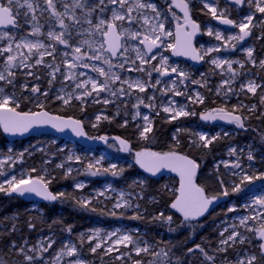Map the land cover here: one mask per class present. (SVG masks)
<instances>
[{"label": "snow or ice", "instance_id": "6c2138e0", "mask_svg": "<svg viewBox=\"0 0 264 264\" xmlns=\"http://www.w3.org/2000/svg\"><path fill=\"white\" fill-rule=\"evenodd\" d=\"M230 2H234L236 5H245L246 3L250 7H254L255 12L249 13L243 17V19L237 23L235 20L228 18L225 15V11H221L219 14L217 13V8L214 4L208 3L207 0H202L204 8L208 9L209 13L213 18L218 20L223 25L232 26L239 29L238 34L229 35L225 37L221 31L217 30L213 32L212 28H208L207 35L214 36L217 41H223V45L214 46L203 50V54L194 47L193 38L200 31V25L191 18L190 10H189V2L188 0H176V6L181 8L183 11V24L176 25L175 32V43H169L166 45L167 48L171 49L173 54L176 56H186L190 57L192 60H203L205 56H211L213 52H220L223 48L226 51H234L237 48L238 44H242L247 38L253 37V31L255 29H259V35L254 37V39H264V0H230ZM44 3L47 5L45 11H50V15L52 18H55L58 23L61 31H48L46 33L47 37L60 45H64L68 48L72 49V53L74 55V60L80 63H73L68 60H65L69 70L75 69L77 67L82 68H91L93 72L99 74V76L104 77L103 81H99L97 79H93L89 76L84 81H77L75 83V89H81L79 93L73 91L71 93H65L64 95L57 94L56 99L62 101L64 105H68L72 102L73 99L80 102L81 110L83 111L85 105L88 103L86 98L92 97V103H101V100L98 98L101 92H107L109 97H122L125 95H130L131 90H138L140 93L147 92L148 88L151 87L155 89L161 81L157 79L154 83L151 80L153 72L159 73L161 76H169L172 73H175L178 77H182L185 80L190 79L189 74L184 71L178 69L176 66H171L168 64V59L166 57H162L160 59L159 66L152 65V61L157 59L158 52L154 51L156 49H160L164 45V41L162 40V36H172L173 33L171 31L165 30V24L161 17V12L158 11L156 5L150 2H142V0H96V3L89 4L88 0H72L71 4L67 3L66 0H44ZM57 3H60L64 9V11H59L57 9ZM109 5H113L116 7H112L109 9ZM27 11L23 14L20 12V9L25 7ZM81 9L83 11L82 16L76 15V10ZM148 9L151 12L155 13L153 19L157 22L155 25L151 26L148 29L149 34L143 35L139 31H133L129 28L124 27V22H128L129 24L133 21H136L139 16H143L144 24H149V17L144 15L142 10ZM99 10L100 14H103L105 11L111 12V19L105 20L103 18L98 19V23L93 24L92 15L94 12ZM136 12L137 16H133L132 13ZM31 13V15H29ZM36 8L34 7L31 0H0V27L8 28L11 26L17 30L21 29L25 24H30L32 35H40L41 34V25L37 22L36 16ZM255 13H260L261 18H257ZM65 18L71 21L70 24L65 23ZM87 23L89 25L88 31L95 29L100 33L102 37L106 39L99 43V47L93 49V54L89 55L88 52H83L80 46H73L70 41L73 39L72 32L70 31V27H74L75 25H80L82 23ZM117 21L121 22L118 26ZM255 21V23H254ZM79 34V32L77 33ZM142 36V38H141ZM128 37L129 39L138 40V46H136L133 50L135 51V59L130 61L131 66L125 68V64L129 63L128 59H124L123 62L119 64H114L111 58H116L117 54L120 53L121 56H124L129 51V47L127 42L122 43V38ZM7 40L6 46L0 48V54L8 53L5 62V72H0V81L5 82L7 85H14L15 72L11 71L13 68L17 67H28L32 68L36 65H40L44 63V57L52 56L55 59L56 47L55 44L45 45L44 43L37 41L32 42L31 40L26 39V37H21L20 42L15 43L16 36L14 34H9L7 31L0 32V41ZM80 44L88 45L89 49L93 48V45L88 40H83L79 42ZM142 45L143 49L139 46ZM21 49H27L28 53H38V58L35 60L34 64H27L26 60L29 58L25 56ZM44 49L43 52L40 50ZM123 50V51H121ZM246 52L247 62H250L252 65H256L257 61L253 56L254 49L253 47H245L242 49ZM107 53V55H104ZM69 53L65 51L63 53L64 57H67ZM19 57V64H17V60ZM94 60V61H102L103 64L108 66V70L105 71L103 67L98 66L97 64H89L86 61ZM137 60L139 64H137ZM212 65H215L217 68L224 69L226 66V70L230 73L228 79H224L221 83L220 88L217 89V94H220V91L223 90L224 97H228L230 93H234L235 90L231 85L235 83L238 76L241 74L237 69L233 68V64L239 65V69H243L245 66V62L240 60H233L229 58H219L215 57L210 60ZM145 65H152L150 69L146 68ZM259 66L264 68V60L259 61ZM47 67L52 68L53 71L50 73L52 80L55 79L56 73L60 71L59 65L48 64ZM113 68H119L124 71H136L145 73L147 76V80L136 79L134 81H129L126 79H122L120 75L116 72H113ZM33 73L29 72L28 75H32ZM80 75H86V73L81 72ZM39 79V76H37ZM66 79L76 80V74L70 71V74L66 76ZM117 81L120 82L121 87L113 88ZM192 83L199 84L201 83L198 80H192ZM51 84V81H49ZM124 84H127V90L123 87ZM175 82L173 81V85ZM90 85V87H89ZM206 86V85H204ZM25 91H29L28 86L25 84L22 86ZM260 87H264L255 83V81L249 80L247 83L240 84V91H247L248 93L255 94L257 89ZM173 89H165L164 94H167L168 91H172ZM32 94H39L43 97L48 96V92H41L38 85L33 86L30 89ZM95 94V96L93 95ZM175 96L185 95L184 92L179 90L174 91ZM25 100L31 99V97H24ZM155 99V96H150L149 100L152 101ZM189 100L193 104H203L205 97L196 92L195 96L189 97ZM103 104L107 105L110 102H114L108 98L103 99ZM261 102L264 103V96L261 97ZM144 99L141 97H137V103L133 105V107L139 108L141 104H144ZM37 107L40 108V111H18L20 108V100L16 97L15 92L12 94H6L4 87H0V126L3 127V131L5 133L10 134H21L28 132L34 126L38 125H50L52 128L57 129L59 131H64L65 129H71V131L78 137L86 136L87 133L84 131V122L76 119H65L64 117L52 115L48 111L44 110V102L37 99ZM145 107L155 108V105L152 103L145 104ZM246 106L243 104L233 105L232 109L229 111L226 107H219L213 110H207L201 113V119L204 121H214L216 119L226 120L229 123L235 124L239 128L243 129L245 127V117L241 114H237L240 110L245 108ZM187 105H182L180 107L175 106L174 101H169L168 105L162 107V111L167 113L166 117L167 122L175 121L181 117H188L191 115H195L194 111L187 110ZM255 106H252L248 109L249 112H255ZM119 109L117 110L116 115H119ZM139 115V112L136 113ZM159 115V112L156 113ZM264 115V114H262ZM259 118V117H258ZM97 123L92 124V127H98L99 121L101 120V115L96 116ZM103 119L111 122L113 118L108 116H103ZM135 119V116L133 117ZM145 124L143 126L138 125L139 128V137L143 140L149 139V133L153 131V122L149 119L147 115L143 117ZM128 124L127 120L120 125L121 127H126ZM177 133L185 131L184 129L178 128ZM197 139L192 141V144L197 147H203L205 149L209 148L213 142L218 138L216 136L209 137L206 134L196 133L194 134ZM96 139L108 142L107 136H99ZM113 139L117 140L120 145V150L123 152H130L131 146L129 142L120 137H114ZM237 149L231 148L230 155H236ZM23 157V153L20 154V158ZM136 163L144 169L145 171L152 173L155 175L160 172L162 169H170L173 172H177L180 177V186L178 189L179 195L175 197L174 202L171 203L170 207L175 209L177 212L181 213L184 221H192L197 220L199 217L204 216L209 212L211 206L214 205L221 197H227L231 193H240L243 189L242 186L246 184H251L256 180H264V171L261 172H249L242 167L239 157L229 165L228 163H224L225 168L231 167L234 170L231 175L233 177H239V182L230 181V186H225V181L223 179L217 178L218 183L221 186V191L214 195H209L206 193L205 188L198 185L196 183L197 170L200 168V165L193 159H190L186 155H182L175 150H171L164 153L152 152V151H140L135 153ZM9 159H11L9 157ZM69 161L75 159L77 162L80 161V157L76 156H68ZM255 157L252 152H248L247 160L252 161ZM3 162L0 161V164ZM46 163H50V161H46ZM57 168L64 169L65 165L63 163L57 164ZM218 167V166H217ZM37 169H31V172H36ZM79 171V170H77ZM84 171L91 176L97 175H111L113 177H117L123 174L124 168H118L116 163H111L107 167H104L102 164V158L100 160H96L95 162H89L86 165ZM73 169L68 167L63 172V175L67 178L72 175ZM52 178H48L47 175H39L33 177L31 174H28L26 177L22 176L17 179L15 176L11 177V179L7 180L6 183L8 185L7 188L4 187V184H0V192H5L8 195L12 193H17L20 196L25 194H34L37 197L42 198L45 201H58L62 199H67L68 197L64 192L53 193L49 190V185L52 183ZM135 183V182H134ZM77 189H83L85 184L83 182H78L75 184ZM104 192L101 191L98 193V196L93 198L80 197L75 199V203L77 207L87 209L91 212H98L101 215H110L113 217L123 216V212H117L116 209H130L135 207L136 209L140 208V205L133 203L125 199L124 193L120 194L119 200H117L113 204L112 211H106L104 208L98 209L94 204L93 200L98 201L99 196H104ZM255 205L259 209H264V196L259 197L255 200ZM229 212L236 211L235 207L228 208ZM257 216L260 217V220L257 221ZM131 219H142V215L139 211H137ZM153 220L159 222H166L171 224L172 216H165L163 212H160L158 215L152 217ZM256 221L259 224L258 228H253L248 225V221ZM240 225L245 226L248 232H254L255 236L259 238L261 243L259 244V252H245L243 255L237 253V258L235 261L227 260V257L224 258V262L222 264H264V211H256L254 215L243 217L239 221ZM15 223L12 224L11 228L15 230ZM29 228H35L36 225L29 221ZM233 230L225 237L224 233L228 232V229L225 228L220 236L222 239L219 241V247L216 249L217 252L227 253L229 248H233L235 250V246L237 244L243 245L245 241L250 244V237H245L239 231H236V226H232ZM69 233L72 231L71 226H68L66 229ZM170 231H175V229H169ZM115 237V239H113ZM80 243L83 244L87 242L89 245H92V242L95 240L96 243L90 247V252L96 253L98 249L104 247L105 244H108L109 241L111 243L105 249L104 254H110L113 251H119V246L123 245L124 247L132 246V249L135 251L136 255H140L141 253L149 254L150 245H147L143 241H137L133 239V236L128 233H120L117 229L111 233H106L105 238H101L100 230L97 229L93 232L89 233H81L80 234ZM55 243L54 240L49 239L46 243L41 242L39 249L35 246L28 249L31 252H47L52 245ZM27 241H25V245ZM143 244V246H141ZM9 246L11 248H16L15 241H11ZM196 250L209 261L215 262V257L208 255L207 251L200 244H196L194 248H190L187 251L192 253ZM19 254L23 255L25 261L28 264H36V261L39 259L40 264H43V257L39 258L33 255H28L25 251V247L21 246L17 249ZM152 255L159 256L160 253H151ZM79 255L78 249L75 244L71 242L66 243L57 253V255L53 258L54 264H62V257H77ZM124 255V254H122ZM126 255L130 256V253ZM167 256V253H164ZM121 257H117V259H121ZM0 264H5V262L0 261ZM67 264H85L83 259H75L68 260ZM135 264H143L142 261H135Z\"/></svg>", "mask_w": 264, "mask_h": 264}, {"label": "rangeland", "instance_id": "374dc122", "mask_svg": "<svg viewBox=\"0 0 264 264\" xmlns=\"http://www.w3.org/2000/svg\"><path fill=\"white\" fill-rule=\"evenodd\" d=\"M23 2V0H21ZM34 7L36 8V16H37V22L42 26L41 27V34L40 35H32V29L30 24H25L21 29H0V32L7 31L9 34H14L16 36L15 43L20 42L21 37H26V39L31 40L32 42L40 41L44 43L46 46L49 44H55L56 47V53H55V59H53L52 56L45 55L44 57V63L40 65H36L35 67L28 68V67H17L11 69V71L15 72V79H14V85H7L5 82L0 81V87H4L6 94H12L15 92V95L20 100V108L18 111H22L23 109H27L28 107H31L28 109V111H40L41 109L37 107V99L44 102V110L46 105H53L55 104L59 108L62 109H77L79 111L81 110L80 102L73 99L72 102L68 105H64L62 101L57 100L55 97L57 94L64 95L65 93H71L73 91L79 93L82 91L81 89H75V83L77 81H84L89 76H91L93 79H97L99 81H103L104 77L99 76L98 73L93 72L91 68H82L77 67L75 69L69 70L64 63L65 60H68L73 63H80L76 62L74 60V55L72 53V49L68 48L64 45H60L54 41H51L46 33L50 30L60 32L61 29L56 22L55 18H52L50 15V11H45L47 8V5L44 3V0H31ZM55 2V0H54ZM67 3L71 4L72 0H66ZM132 2V0H130ZM142 2H150L154 3L158 9V11L161 12V17L159 19H162L165 24V30L171 31L173 33L172 36H162V40L164 41V45L162 46L161 50L158 52L157 59L155 61H152V65L159 66L161 56L166 57L168 59V64L171 66H176L180 70H184L189 74L190 79L185 80L182 77H178L175 73H172L169 76H161L159 73L153 72L151 80L154 83L157 79L161 81V83L155 88L149 87L147 92L140 93L138 90H131L130 95H125L122 97H109V94L107 92H101L99 95V99L101 100V103H92V97L86 98L88 100V103L85 105L84 110L87 107L91 108V111L94 110V112L89 116L85 117L82 121L84 124L90 127V130H94L97 127H92V124L97 123L96 116L101 115V120L99 121L98 127L105 123L108 120L103 119V116L110 117L109 114L104 112L103 110L99 109H111L113 110V120H120L121 124L124 122V120L128 121L127 126L134 127L137 132H139L138 125L143 126L145 124V121L143 120V117L147 115L150 120L153 122V129L155 125V118L158 116H168L167 113H164L162 111V107L168 105L169 101H174L176 107H180L182 105H187V110L194 111L196 114L191 115L188 117H181L175 121L178 128L184 129L186 133H189L192 135V139L190 144H192L193 140H196L197 137L194 135L196 133L200 134H206L210 138L213 136L220 138H230L231 136H234L236 138L237 131H234V129H224L220 128L218 131L210 132L205 128H202L201 123L195 122L193 120H200L201 113L204 112V109H201L202 106H204L207 103H210V100H213L215 104H218L219 106L225 107L227 109H232L233 105L237 104H243L246 107L240 110L238 113L242 115H252L256 114L260 111L261 108L264 107V103L261 102V97L264 96V87H260L257 89V92L255 94L248 93L246 90L241 92L240 91V84L241 83H247L249 80L255 81L256 84L264 86V68H261L259 66V61L264 60V43H261L263 39H254L257 35H259V29H255L253 31V37L247 38L242 44H238L237 48L234 51H226L223 48L220 52H213L211 53V56H205V66L201 69L194 67L190 64H188L185 61H179L176 60L172 55V50L167 48L166 45L169 43L174 44L175 43V28L176 25L183 24V18L179 15L178 11L174 7L173 0H142ZM188 2L192 5L193 9L201 8L200 10L202 12H207L210 15V20L202 21V24L205 25L204 27V35L200 42L198 43V48L201 54H203V50L214 47V46H221L223 45V41H217L214 36L207 35L208 28H212L213 32L219 30L222 32V34L227 37L229 35H234L239 33V29L236 28L235 31H228L224 30L220 27H218L215 23L211 14L209 13L208 9L204 8V5L202 3V0H188ZM208 3L214 4V6L217 8V13L219 14L221 11H225V15L235 20L237 23H239L244 16H246L249 13H254L255 9L254 7H250L247 3L243 10H240L237 6H232L223 0H207ZM89 4L96 3V0H88ZM112 7H116L113 5H109V9ZM57 9L59 11H64L62 5L60 3H57ZM27 11L26 6L20 9V12L23 14ZM83 11L81 9L76 10V15L82 16ZM144 15H147L149 17V24H144L143 16H139L136 21H133L132 23L124 22V27L129 28L133 31H139L141 32L142 36L149 34L148 29L156 24V20L153 19L155 16V13L151 12V10L144 9L142 10ZM31 15V13H29ZM133 16H137L136 12L132 13ZM257 18H261L260 13H255ZM103 18L106 21L111 19V12L105 11L103 14L99 13V10L93 13L92 20L93 24L98 23V19ZM65 23L71 25V21H69L67 18H65ZM119 26L121 22H116ZM255 23V21H254ZM89 25L87 23H82L80 25H75L74 27H70V31L72 32L73 39L70 41V43L73 46H80L82 48L83 52H88L89 55L93 54V49H96L99 47V43L104 39L100 35L99 32H97L95 29H92L91 31H88ZM79 32V34H77ZM141 36V38H142ZM88 40L92 43L93 48L89 49L88 45L86 44H80V41ZM127 42V45L129 47V51L124 54V56H121L114 61L112 58V61L114 64H119L124 61V59H128L129 63L125 64V68H128L131 66L130 61L132 59H135V51L133 50L136 46H138V40L129 39L128 37H123V43ZM7 40L0 41V48L6 46ZM142 49L143 46L139 45ZM253 47L254 53L253 56L256 59L257 63L256 65H252L250 62H247V55L246 52H244L242 49L245 47ZM21 52L24 53L25 56H28L29 58L26 60V63L31 65L34 64L35 60L38 58V53H28L27 49H21ZM41 52L44 51V49L40 50ZM67 51L69 55L67 57L63 56V53ZM8 53L0 54V72H5V62L6 57ZM104 55H107V53H104ZM219 57L221 59L223 58H229L233 60H240L242 62H245V66L243 69H239V65L233 64V68L237 69L241 74L236 79L235 83L231 85L233 89L235 90L234 93H230L228 97H224L223 90L220 91V94H217V89L220 88L221 83L224 79H228L230 73L227 72L226 66L224 69L217 68L215 65H212L210 63V60L212 58ZM89 64H97L100 67H103L105 71L108 70V66L103 64L102 61H94V60H88L86 61ZM17 64H19V57L17 60ZM48 64H54L60 66V71L56 73V77L54 80H52V77L50 76V73L53 71L52 68L47 67ZM137 64H139V61L137 60ZM152 65H145L146 68L150 69ZM261 70H263V74H261ZM71 72H74L76 74V80L72 79H66V76L70 74ZM113 72H116L118 75L121 76L122 79H126L129 81H134L136 79L141 80H147V76L145 73L136 72V71H124L119 68H113ZM256 71L259 73H256ZM33 73L32 75H28V73ZM81 72L86 73V75H80ZM5 74H7L5 72ZM258 75L260 77L257 79V77H254ZM37 76H39V79H37ZM214 79L217 80V82L214 81ZM219 79V80H218ZM192 80H198L201 83L195 84L192 83ZM51 81V84L49 83ZM173 81L175 84L173 85ZM27 85L29 91H25L23 89V85ZM38 85L41 92L47 91L48 96L43 97L39 94H32L30 92V89ZM206 85V86H204ZM90 87V85H89ZM112 87L118 88L121 87V84L119 81H117ZM123 87L127 90V84H124ZM165 89H173L172 91H168L167 94H164ZM179 90L181 92H184L185 95L182 96H175L174 91ZM196 92L201 93L204 97V103L203 104H193L189 97H194ZM95 96V94H93ZM155 96V99L150 101V96ZM24 97H31L29 100H25ZM137 97H141L144 99V104H141L139 108L133 107L134 104L137 103ZM108 98L114 102H110L109 104L105 105L103 104V99ZM256 100L254 103H250V101ZM152 103L155 105V108H148L145 107V104ZM252 106H255V112H249L248 109ZM98 108V109H97ZM119 109V115H116L117 110ZM96 110V111H95ZM210 110V109H208ZM139 112V115L137 116L136 113ZM159 112V115H156V113ZM124 115V116H123ZM135 116V119L133 117ZM110 117V118H113ZM198 119V120H197ZM186 120H189L188 124H186ZM1 129V127H0ZM2 130V129H1ZM3 132V131H2ZM153 132V131H152ZM151 132V133H152ZM4 133V132H3ZM149 133V134H151ZM184 133V131L180 132ZM108 137V136H107ZM97 137H91L90 140L93 142L100 141L99 139H96ZM112 138V137H108ZM174 140L179 139V133L174 132L173 135ZM216 139V140H217ZM215 140V141H216ZM0 141H2V137H0ZM214 141V142H215ZM191 146V145H190ZM203 148V147H201ZM236 148L237 153L236 155H230V149ZM252 152L255 159L252 161L247 160V154L248 152ZM259 149H257L254 145V143L249 144H231L230 147L227 149L225 154L217 160V162L213 165L214 172H220L221 178L225 181V186H230V181L239 182V177H233L231 175L232 171H239L234 170L231 167L225 168L224 163H228L231 165L232 162H234L238 157L240 159V162L242 164V167L245 168L249 174L252 172H261L264 171V155H261L258 157ZM23 153V157L20 158V154ZM68 156H79L81 159L79 162H77L75 159L69 161L67 158ZM131 156V155H130ZM127 154L122 152L119 147L114 144L110 143L106 147L98 146L96 148H88L85 146H81L77 143L72 142H66L62 140L59 137L48 135V136H39L31 139H25L21 141H15L10 142L8 140V143H0V161L3 163L0 164V184H4V187L7 188L8 185L6 183L7 180L11 179V177L15 176L17 179L21 178L22 176L26 177L28 174H31L33 177L39 176V175H47L48 178L54 177V180L57 176L54 174L59 173L63 175V172L68 167H71L73 169L72 175L70 178H72V181H74L72 190L74 193H82L87 188H90L88 195H82L80 197H87V198H93L98 196V193L103 191L105 194L104 196H99L98 201L93 200V203H96V205L101 206V208H104L106 211H112L113 210V204L119 200L120 194L124 193L125 199L130 200L133 205H140L139 209H136L135 207L130 209H116L115 211L123 212V216H117L113 217L108 215L112 218L114 224L111 226L105 225V223L96 222L90 231L82 232V233H89L93 232L97 229L100 230L101 238H105L106 233H111L113 231L119 230L120 233H128L133 236L134 240L137 241H143L147 245H150L149 254L141 253L140 255H136L135 251L132 249V246L129 245L128 247H124L123 245L119 246V251H113L110 254L105 255V249L109 246L111 241L108 242V244H105L103 248L98 249L96 253L101 252L105 255L106 258L109 260H115L120 261L122 264H135V261H142L143 264H158L157 261L162 256L161 251H158L156 248V244L152 242V240L147 237V232L136 224V219H131L130 217L133 216L137 211L141 213V215L144 214V212L148 213L146 209H144L142 202L146 201L145 199V193L140 190V188H144L147 185V177L144 175L139 176L134 179L133 183L130 186L123 185L119 186V179L120 176L113 177L110 174L109 175H97V176H91L88 175L84 169L86 168V165L89 162H95L96 160H100L102 158V164L104 167H107L111 163H116L118 168H123L124 166H128L129 168L134 166L135 160H130ZM9 157L11 159H9ZM29 159H34V162H29ZM46 161H50V163H46ZM63 163L65 165L64 169L57 168L56 165ZM263 164V166H261ZM218 166V167H217ZM37 169L36 172H31V169ZM79 170V171H77ZM205 175L204 177H206ZM65 177V176H64ZM171 178V177H167ZM53 181V179H52ZM78 182H83L85 184V187L83 189H77L75 187V184ZM135 182V183H134ZM215 183H218V179L216 178ZM214 183V184H215ZM170 190H176V185H178V182L172 181V179H169V182L167 183ZM50 186V185H49ZM219 188L218 192L221 191V186L218 183ZM62 192H66L65 190L60 189ZM5 193V192H0ZM6 194V193H5ZM240 194L241 193H236ZM234 195V193H231L227 197H221L226 202L224 205L221 206V212L220 214L224 213L223 219L219 222L216 229L219 231L217 234L218 241L222 239L220 236V233L227 228L228 232L224 233V236L226 237L232 230V226L235 225L236 231H239L242 235L245 237H250L251 243L249 244L247 240L245 241V244L249 247L254 248L253 252L258 253L259 252V244L260 241L258 240V237L255 236L254 232H248L245 226L240 225L239 221L243 217L252 216L255 214L256 211H264V209H259L255 205V200L259 197L264 196V180H256L254 181V185L249 189V191H246V193L243 192V195L245 196L239 203L236 201L238 198L237 195ZM231 196H233L231 198ZM155 200L151 199L149 200L150 203H153ZM146 206H152L148 202L146 203ZM235 207L236 211L229 212L228 208ZM33 212L43 214L42 209L39 205H34L31 209ZM17 217H12V222L14 223ZM260 220V217L257 216V221ZM135 223V224H134ZM248 225L252 226L253 228H258L259 224L256 221L249 220ZM81 234V233H80ZM80 234H76V238H66L63 240L57 239L54 235V233L49 234L47 237L45 236H39L36 240L35 244H30L31 242L27 241V244L25 245V241L22 245L16 244V248H13L14 250H17L19 247L24 246L25 251L28 255H33L36 257H43V264H54L53 258L57 255V253L60 251V249L63 247L64 244L71 242L72 244H75L79 255L77 257H62V264H67L68 260H75V259H83L85 264H90L88 261V258L86 256V252H90V247L93 246L96 241L94 240L92 242V245H89L87 242L81 244L80 243ZM165 235L162 233L160 237V241H166L167 239H164ZM49 239L54 240L55 243L52 245V247L47 252H31L28 251V249L35 246L37 249L40 247V243L43 241L46 243L49 241ZM115 239V237H113ZM170 240V239H168ZM244 245V244H243ZM237 244L235 248H238L239 246H243ZM143 246V244H141ZM219 243H217V248L219 247ZM230 249V248H229ZM236 256L232 261H235L237 258V253L240 255H243L245 252L251 253L250 250H238L236 249ZM160 253L159 256L152 255L151 253ZM18 253V252H17ZM127 253H130L129 255H126ZM93 254V253H92ZM124 254V255H122ZM151 255L154 257V261H144V260H136L137 257H144ZM18 260L16 261V264H28L27 261L24 260L23 255L18 253ZM121 259H117V257H121ZM36 264H40L39 259L36 261ZM163 264H166V262H163Z\"/></svg>", "mask_w": 264, "mask_h": 264}, {"label": "trees", "instance_id": "16d2710c", "mask_svg": "<svg viewBox=\"0 0 264 264\" xmlns=\"http://www.w3.org/2000/svg\"><path fill=\"white\" fill-rule=\"evenodd\" d=\"M201 8H196L194 10V16L199 18L201 21L210 20V15L207 12H202ZM261 43H264V39ZM263 74V70L260 72ZM219 80V79H218ZM217 82L216 79H214ZM256 100L250 101L254 103ZM257 103V102H256ZM215 104L213 100H210V103L202 106L201 109H211ZM31 107L23 109L22 111H28ZM98 109V108H97ZM45 110L48 112L66 118H74L77 120H83L85 117H89L93 112L90 107H87L83 111L77 109H62L53 105H46ZM103 110L110 117H113V110L99 109ZM231 110V108L229 109ZM96 111V110H95ZM115 113V112H114ZM240 114V113H239ZM264 107L256 114L245 115V129L244 133L236 138L231 136L230 138H220L217 139L213 144L205 149H197L190 146L188 138L192 139V135L189 133H180L179 139L174 140V132L178 129L176 122H167L164 119V116H158L155 118V125L153 132L149 134L148 140L140 139L139 132L135 130L134 127L126 126L121 127L120 120H111V122H105L101 124L94 130H90V127L86 125L89 137H99V136H108V137H120L127 140L132 145L130 160H134V152H140L149 150L152 152L164 153L171 150L186 155L190 158H193L201 168V174L199 177L200 186L205 188V191L209 195H214L219 193L218 183H215L216 178H221L220 172H214L213 165L217 162L219 157L223 156L231 144H249L254 143L255 147L259 149L260 153L264 155ZM124 116V115H123ZM259 117V118H258ZM189 120H186V124L190 123ZM0 137L2 141L0 143H8V138L4 135L0 129ZM134 151V152H133ZM34 159H29V162H34ZM263 166V164L261 165ZM264 167V166H263ZM124 172L120 175L119 186L127 185L130 186L134 179L142 176L141 170L134 165L129 168L124 166ZM212 173V175H211ZM57 176L55 180L53 179L50 184V189L55 192H62L60 189L65 190L64 192L67 199L59 200L57 204L45 205L41 207L43 214H39L33 211H30L29 205L27 202L20 200L19 198L9 197L8 194L0 193V261L5 262V264H16L18 260V251L14 250L9 246L11 241H15V244L22 245L24 241L31 242L30 244H35L39 236L47 237L49 234L54 233L55 237L59 240L66 238H76V234L82 232L90 231L92 226L98 223H105L107 226L114 224L111 217L108 215H101L98 212H91L87 209H83L76 206L75 199L80 198L82 195H88L90 188H87L84 192L74 193L72 186L74 181L70 177H64L59 173L54 174ZM207 175L206 177H204ZM169 179L172 178H162L158 181L147 179V185L144 188H140L142 192L145 193L146 201L142 202V205L148 213L144 212L142 219H136V224L141 226L146 232L147 237H149L153 243L156 244L158 251H161L162 256L157 261L158 264L166 262V264H171L172 260L176 261L178 258H183L187 253L188 249L186 246L200 244L206 246V251L208 255L215 257L214 264H222L224 258L227 257V260L232 261L236 256V249L238 250H250L254 251V248L249 247L248 245L239 246L238 248H230L227 253L217 252V243L219 231L216 229L219 222L223 219L224 213L220 214L221 207H219L215 212H213L209 217L204 219L202 222L195 224L186 223L181 216L176 213L171 212V203L174 202L176 196H178L179 189V180L173 178L172 181L178 182L176 185V190H170L168 187ZM215 183V184H214ZM254 185V182L251 184H246L242 186V191L240 194H236L239 203L245 196L243 192L249 191V189ZM233 196H231L232 198ZM155 200L153 203H150L149 200ZM149 203L152 206H146V203ZM98 209L101 206L93 203ZM160 212H163L165 216H172L171 224L166 222H159L152 219L153 216L158 215ZM15 216V230L13 231L11 226L13 224L12 217ZM31 221L36 225L35 228H29L28 223ZM71 226L72 231L69 233L65 229ZM175 229V231H170L169 229ZM164 234V239L166 241H160L161 234ZM197 236V237H196ZM196 239L194 240V238ZM170 239V240H168ZM167 253V256L164 253ZM86 256L90 264H122L120 261L109 260L101 252L98 253H88ZM177 257V258H175ZM203 255L197 250V259L198 263L202 260ZM197 259L194 261L197 263ZM136 260L144 261H154V257L151 255L144 257H137ZM204 263L213 264V261H209L205 258Z\"/></svg>", "mask_w": 264, "mask_h": 264}, {"label": "water", "instance_id": "95a60500", "mask_svg": "<svg viewBox=\"0 0 264 264\" xmlns=\"http://www.w3.org/2000/svg\"><path fill=\"white\" fill-rule=\"evenodd\" d=\"M223 1L228 3V4H230V5H232V6H237L240 10H243L245 8V6H246V4L245 5H236L234 2H230V0H223ZM173 4H174L176 10L178 11L179 15L183 18V11L181 10V8L176 6V0H173ZM189 10H190L191 18L194 20L192 9H191L190 5H189ZM214 23L218 27H220V28H222L224 30L234 31L236 29L235 27H232V26L223 25L216 19L214 20ZM10 28H12V27L11 26H9L8 28L0 27V29H10ZM175 32H176V28H175ZM202 34H203L202 27L200 25V31L193 38V45L197 49H198L197 45H198V42L200 41V39L202 37ZM104 39H106V38L104 37ZM122 43H123V38H122ZM160 50H161V48L160 49H156L154 51L159 52ZM121 51H123V50H121ZM172 55H173V57L176 60L185 61L188 64H190V65H192L194 67H197L199 69L202 68L204 66V63H205L204 59L203 60H192L190 57L176 56V55L173 54V52H172ZM119 57H120V53L117 54L116 58H112V59L114 61H116ZM50 114H52V113H50ZM64 118L65 119H69V118H66V117H64ZM71 119H74V118H71ZM206 122H208V121H206ZM212 122L214 124H221V125H234L232 123L227 122L226 120H220V119H216V120H214ZM0 127L3 130V127L2 126H0ZM84 131L87 133V135L86 136H82V137H78L71 131V129H65L64 131H59L57 129L52 128L50 125H38V126H34L32 129H30L28 132L24 133L23 135H21V134L13 135V134H10V133H5L4 131L3 132H4L5 136L9 139L10 142L21 141V140H25V139H31V138H35V137H39V136H48V135L59 137V138H61L62 140L66 141V142L77 143L79 145L87 146V147H90V146H92V147H98V146L106 147L108 145V143L111 141V139L109 138L107 143H105L104 141H101V140L93 142V141H91L89 139V134H88V131L86 129L85 124H84ZM113 141L120 148L119 142L117 140H115V139H113ZM129 144H130L131 149H132V145H131L130 142H129ZM126 153H129V152H126ZM190 159H193V158H190ZM135 160H136V158H135ZM136 165L141 170L142 174L145 177H147L148 179H150V180L157 181L160 178H162V176H172L174 178L180 179L179 174L177 172L171 171L170 169H162L160 172H158L155 175H153L152 173H149V172L145 171L144 169H142L139 166V164L136 163ZM199 174H200V168L197 170L196 183H197V179L199 177ZM49 190L51 191L50 188H49ZM9 197L19 198L20 200L25 201L28 204L52 205V204H57L58 203V201H51V202L50 201H45L42 198L35 196L34 194H25L23 196H20L17 193H12L11 195H9ZM220 203H221V200H218L217 202L214 203L213 206L210 207L209 212L206 213L204 216L199 217L197 220L187 221V223H193V222L201 221L204 218L208 217L210 214H212L214 212V210L219 206ZM172 210H173V212H175L178 215L182 216V214L177 212L175 209H172Z\"/></svg>", "mask_w": 264, "mask_h": 264}, {"label": "flooded vegetation", "instance_id": "af4514ba", "mask_svg": "<svg viewBox=\"0 0 264 264\" xmlns=\"http://www.w3.org/2000/svg\"><path fill=\"white\" fill-rule=\"evenodd\" d=\"M189 5L191 6V9H192V13H193V18H194V20L196 21V22H198L200 25H201V27H202V32H203V34H202V37H203V35H204V27H205V25H203L202 24V21L199 19V18H196L195 16H194V10L195 9H193V7H192V5L189 3ZM15 29V28H14ZM202 37H201V39H202ZM200 39V40H201ZM200 42V41H199ZM205 62V61H204ZM204 66H205V63H204ZM203 66V67H204ZM206 105V104H205ZM219 107H222V106H214L213 108H211L210 110H213V109H216V108H219ZM226 107V106H225ZM208 110V108H205L204 109V112L205 111H207ZM229 110V109H228ZM230 111V110H229ZM237 114H239L238 112H237ZM242 115V114H241ZM244 116V115H243ZM245 117V116H244ZM198 120V119H197ZM193 121H195V122H198V123H201V127L202 128H205V129H207L208 131H210V132H217L218 131V129H220V128H224V129H230V128H232V129H234V131H237L236 132V134H237V136L236 137H238V136H240L241 134H242V132L244 133V131H246V129H245V127L243 128V129H241V128H239L238 126H236L235 124L234 125H221V124H214L212 121H208V122H206V121H204V120H202L201 118H200V120H198V121H196V120H193ZM245 122H246V117H245ZM229 138V137H228ZM111 141H113V140H111ZM188 141H191V139L190 138H188ZM113 143V142H112ZM109 144H110V142H109ZM191 145V147H194V148H197V149H201V147H197V146H195V145H193V144H190ZM88 148H91V146L90 147H88ZM134 152V151H133ZM134 153H136V152H134ZM261 155H263L262 153H260L259 155H258V157L259 156H261ZM200 174H201V168H200ZM200 174H199V177H200ZM211 175H212V173H211ZM199 177H198V179H197V184L198 185H200L199 184ZM162 178H166V176H162ZM161 178V179H162ZM172 179L174 178V177H171ZM176 179V178H175ZM55 193V192H54ZM220 200H221V203L219 204V206L217 207V209L219 208V207H221L222 205H224V203L226 202L225 200H227V199H223V198H220ZM58 202H59V200H58ZM28 204V203H27ZM29 205V208H30V211H32L31 209H32V207L34 206V205H39L40 206V208L41 207H43V206H45V205H41V204H28ZM169 213H173V211H171V212H169ZM180 216V215H179ZM182 217V216H181ZM203 220H201V221H199V222H202ZM198 223V222H197ZM193 224H195V222L193 223ZM197 237V236H196ZM196 237L194 238V240L196 239ZM202 246V245H201ZM195 247V245L194 246H192V245H189V246H186L185 248L186 249H190V248H194ZM202 247H204V246H202ZM205 249H206V246L204 247ZM175 258H177V257H175ZM194 259H197V250L196 251H194V252H192V253H187L183 258H178V260H176V261H173L172 260V262H171V264H206V263H204V260H205V257L203 256L202 257V260H200V262L198 263V259H197V263L194 261ZM163 264V263H162Z\"/></svg>", "mask_w": 264, "mask_h": 264}, {"label": "bare ground", "instance_id": "6f19581e", "mask_svg": "<svg viewBox=\"0 0 264 264\" xmlns=\"http://www.w3.org/2000/svg\"><path fill=\"white\" fill-rule=\"evenodd\" d=\"M190 158V157H189ZM166 177H172V176H166Z\"/></svg>", "mask_w": 264, "mask_h": 264}]
</instances>
